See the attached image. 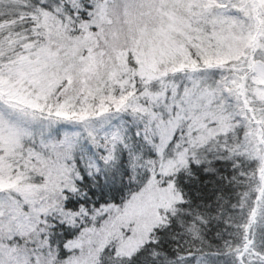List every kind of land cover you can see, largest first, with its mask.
I'll return each mask as SVG.
<instances>
[{"label": "snow or ice", "instance_id": "1", "mask_svg": "<svg viewBox=\"0 0 264 264\" xmlns=\"http://www.w3.org/2000/svg\"><path fill=\"white\" fill-rule=\"evenodd\" d=\"M0 264H264V0H0Z\"/></svg>", "mask_w": 264, "mask_h": 264}]
</instances>
